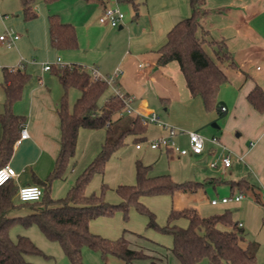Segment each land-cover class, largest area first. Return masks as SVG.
I'll return each mask as SVG.
<instances>
[{"label": "crops", "instance_id": "obj_1", "mask_svg": "<svg viewBox=\"0 0 264 264\" xmlns=\"http://www.w3.org/2000/svg\"><path fill=\"white\" fill-rule=\"evenodd\" d=\"M13 1L15 5L12 7L9 5L10 0H2L0 3V11L3 7L6 11L3 12V16L7 18L4 33L7 29H13L18 32L20 38L10 47L14 59L12 61L10 57L0 59V67L20 68L31 74L22 98L14 105L15 113L25 117L23 128L29 132L27 139L21 143L16 141L8 162L19 173L14 180L18 189L25 185H39V180H45L53 171L61 149L62 133L58 107L64 89L52 71L45 69L48 63L59 65V58L60 65L77 64L88 71L96 68L102 76L114 75L120 70L117 85L127 95L133 97V106L138 113L156 111L160 117L161 112L168 121L176 120V125L180 128L186 124L176 117L199 115V123L194 127L200 126L201 129H206L209 121L215 118L213 112L216 116L224 117L223 124L221 123L223 129L217 133L210 131V134L223 141L225 150L208 142L205 152L201 155L176 153L180 157L200 156L197 163L207 161L209 158L213 161L218 160L221 155L230 153L233 159L232 166L226 169H211L214 171L209 170L210 173L205 179L206 184L229 185L232 191L230 197L237 195V191H244L233 184L243 179L256 185L259 190L261 187L257 184L264 187V111L258 110L248 98L256 87H260L264 92V0H206L205 7L209 14L202 20L205 35L200 34L205 40L204 47L214 56V50L208 41H222L234 62L217 60L227 74L228 80L219 91L218 107L213 111L205 109L201 97L191 94L178 62L172 61L166 65L158 63V51L167 42L168 32L177 22L191 15L190 0H55L51 3L46 0H32L30 6L37 12V16L29 20L25 17L23 1ZM107 7H118L126 14L118 28L100 22V17ZM54 14L58 15L62 22L76 27L78 49L58 50L52 46L50 16ZM0 45L6 46L3 41H0ZM2 80L4 82L3 70ZM3 82L0 86L5 101ZM110 89L109 97L112 95ZM4 101L0 105V113ZM157 127L160 131L154 138L167 134L165 127L159 125ZM237 130L239 132L235 137L234 132ZM191 131L202 134L199 129ZM145 136L148 139V128ZM185 136L187 137L186 134ZM105 137V129H80L76 153L69 165L77 157L81 159L82 167L85 169L100 152ZM128 138L134 140V136ZM153 150H160L168 155L174 153L166 149ZM209 164L210 162L207 166L211 168ZM80 173L77 172L70 179L68 191ZM249 173L255 177L252 178ZM65 176L66 174L62 179L53 182L51 188L53 198L67 195L68 191L61 196V191L67 188L57 185V181L63 180ZM247 176L257 184L249 181ZM197 195L198 193H178L172 196L174 197L172 207L177 210L188 208L191 200L189 196L196 198ZM183 198L185 202L182 201ZM241 200L219 204H239ZM15 202L20 203L17 194ZM197 210L201 214L200 210ZM25 212L26 210L14 214ZM183 220L185 219H180L177 223L186 227ZM241 227L244 228V224ZM90 230L97 232L93 229L92 221ZM131 233L135 235V239H128L132 248L143 249L148 255L158 258L161 264H165L168 255L163 244L144 234L140 236L138 233ZM248 242L243 241L242 245L246 247ZM168 252H171L176 264H179L171 248H168ZM110 257L114 256H107L105 262H109ZM149 262L150 259H144L137 260L134 264Z\"/></svg>", "mask_w": 264, "mask_h": 264}, {"label": "trees", "instance_id": "obj_2", "mask_svg": "<svg viewBox=\"0 0 264 264\" xmlns=\"http://www.w3.org/2000/svg\"><path fill=\"white\" fill-rule=\"evenodd\" d=\"M22 1L26 19L35 18L37 12L30 6L32 0ZM53 1L55 0H46L48 3ZM205 4L206 0H190L191 15L177 22L168 32L167 42L158 51V63L166 65L172 61L178 62L191 94L201 97L205 109L213 111L218 107L219 91L228 80L217 60L234 62L222 41H208L214 50V56L205 49V40L200 36L205 35L202 20L209 14ZM50 35L55 49L75 50L79 47L76 27L62 22L56 14L50 16ZM218 45L220 49L215 47ZM2 70L5 101L0 113V168L12 157L15 143L23 129L25 117L15 113L14 105L22 98L23 90L31 79V74L20 68L4 67ZM51 71L64 89L58 107L62 133L61 149L53 171L45 180L38 182L44 189L41 200L16 203L18 188L14 181L0 187V264H34L25 256L40 252L28 236L19 235L17 241L13 240L11 229L18 223L27 227L37 224L49 239L60 242L73 264H84L83 248L86 246L100 251L104 259L114 256L126 264L150 259L148 264H161L158 258L148 255L143 249L132 248L124 235L111 240L90 230L93 219L112 216L117 209H122L127 214L131 204L148 216V228L173 237L171 251L179 264H199L205 258L211 264H258L259 244L249 241L246 247L242 245L246 241L245 230L233 219L229 209L206 217L195 208L177 210L172 207L168 222L160 225L155 214L140 201L143 196L197 193L204 189L206 181L176 182L170 174L151 176V165H145L138 160L136 184L119 185L116 188L121 202L112 204L105 199V192L110 188L105 183L100 193L87 194L86 188L94 175L104 174L107 162L116 151L127 144L128 136H134V142L147 140L145 133L148 126L142 123L139 116L125 114L115 117L122 111L123 101L111 95L101 104V97L110 87L104 80L93 78L83 66L54 64ZM71 88L81 92L72 108L68 100ZM248 98L258 110L264 111V92L260 87H256ZM82 128L105 129L106 137L102 148L79 174L67 195L53 198L52 184L64 177L71 159L75 156L79 131ZM233 184L241 189L244 185V191H252L256 201H260L259 188L256 185L245 179ZM24 210V214H14ZM180 219H186L188 225H179L177 222Z\"/></svg>", "mask_w": 264, "mask_h": 264}, {"label": "rangeland", "instance_id": "obj_3", "mask_svg": "<svg viewBox=\"0 0 264 264\" xmlns=\"http://www.w3.org/2000/svg\"><path fill=\"white\" fill-rule=\"evenodd\" d=\"M0 3H2V0H0ZM9 5L12 7L15 5V1L10 0ZM3 12L6 11L2 7L0 11V33H4L6 29L5 27L7 18L3 16ZM6 46L0 45V59L4 60V57H10V60L12 61L14 56H11L12 51L10 50V47L8 48ZM215 47L220 49V45ZM220 53L222 52L220 51ZM2 82V67H0V85ZM59 87L61 90V85ZM80 95L81 92L78 89H70L68 100L71 108ZM108 95L109 90L106 91L101 97V104L107 100L109 97ZM3 101L4 94L0 86V105ZM159 114L162 120L168 122L170 125H175L178 127L176 125V120L168 121V119L165 118L161 112H159ZM117 115H115V117H117ZM212 115H214L215 118L212 119V121H209L206 129H201L200 126L199 128L194 127L199 123V115L178 116L176 119L179 118L185 122L186 126L181 127L182 130H201L202 135L205 137V145H207V143L210 142V139H212V134H210V131L217 133L221 131V128L223 129V125H221V123L223 124L224 117L216 116L215 112H213ZM217 126H219V128ZM159 131L160 129L156 124L149 123V137L146 141L134 142L132 138H128L127 144L116 151L107 162L104 174L94 175L86 188V192L90 194L93 192L100 193L103 183H105L110 187L105 192V199L109 203L118 204L121 202V197L116 191V188L119 185L136 184V164L138 160H141L146 165H151V176L170 174L173 180L176 182L205 181L206 176L208 173H210L209 170L213 169L207 166V163L211 162L210 160H212V158L207 159V161L197 163L196 161L200 159V156L180 157L176 152L168 155L167 153L160 150L151 149L149 147V142L154 139L155 134ZM238 132V130L234 132L235 137H237ZM187 139L188 138L185 136V134H179L177 137L179 145L183 148L189 147ZM221 142L223 141L221 140ZM138 143H141V149H137L136 145ZM215 160L216 159H214V161ZM82 168V161L77 157L74 162L68 165L65 178L63 180L57 181V185L60 187L62 185V187L65 186L67 188L65 191H61V196H64L67 193L70 179H72L73 175L77 172H82L84 169ZM249 175L252 178L255 177L252 173H249ZM247 179L257 184V182L252 181V179L248 176ZM257 185L261 187V190H258L260 193V201H256L255 195L252 191L236 192L235 190L237 194L242 193L244 195L239 204L230 203L228 205L219 204L217 206H213L211 205L210 201L213 199L220 200L223 197H230L232 194L231 188L229 185L222 183L215 185L216 187L213 184H205L204 189L197 192L198 195L196 198H191L192 196H189L191 200L189 202L190 206H188V208L199 209L202 216L206 217L222 213L225 209H229L232 212L234 220L244 224L246 240L255 241L259 244L257 256L258 264H264V187L259 184ZM242 189H245L244 185H242ZM140 201L155 214L156 220L160 225H165L168 222V216L174 204V197L171 195L143 196L141 197ZM182 201L185 202V198H183ZM148 221V216L144 213H141L134 204H131L127 214H125L122 209H117L115 214L112 216H102L92 220L93 229L97 231L96 233H93L99 234L102 237L111 240L118 239L123 235L129 240H133L135 239V235H133L131 232L144 234L146 237H149L164 245L165 253L168 255L165 264H176L174 256L171 254V252H168V248L173 246V237L168 234H162L155 229L148 228ZM183 222L186 224V226L188 225L186 219L183 220ZM19 235L28 236L40 249L39 253L27 254L25 257L28 261L34 264H73L65 253L60 242L49 239L41 231L37 224H33L28 227L19 223L15 224L11 229V237L14 241H17ZM83 261L84 264H126L123 260L117 257H110V261L105 262L100 251L94 250L87 246L83 248ZM199 264H211V262L208 258H205Z\"/></svg>", "mask_w": 264, "mask_h": 264}, {"label": "built area", "instance_id": "obj_4", "mask_svg": "<svg viewBox=\"0 0 264 264\" xmlns=\"http://www.w3.org/2000/svg\"><path fill=\"white\" fill-rule=\"evenodd\" d=\"M125 19V13L119 9L118 7H107L100 17V22L105 25H109L111 27H117L123 23ZM20 38V35L13 29H7V31L0 35V41H3L8 47H12V45ZM59 65L61 64L60 58L58 59ZM54 64H46L45 69L51 70V67ZM93 78L102 79L109 87L112 89V96H116L121 99L124 103V107L122 111L119 113L121 116L125 114L137 115L141 118V121L144 125L149 123L156 124L167 129V134L164 136H160L152 139L149 142V147L151 149H166L172 150L174 152H179L181 155L193 154V155H201L206 150L205 145V137L197 132V131H185L181 128H178L174 125H170L159 117L156 111H151L147 114L138 113L133 106V97L127 95L122 89L117 85V77L121 73L118 70L114 75L102 76L98 69L93 68L89 71ZM225 111V107L223 108ZM186 134L188 137V148H183L179 145L177 137L178 135ZM29 137V132L27 129L23 128L20 134L17 143H21L22 140L27 139ZM210 142L216 146L222 147L224 150L226 149L225 145L221 142V140L214 136L210 139ZM137 148L141 149V143L137 144ZM233 159L230 153H226L221 155L218 160L210 162V167L213 169L219 168H229L232 166ZM19 176L17 170L9 163L2 166L0 168V187L8 183L9 181H14ZM44 189L40 185L31 184L25 185L18 189L17 198L20 202H36L43 198ZM244 197L243 194H237L232 197H223L222 199H213L211 200L212 205H218L219 203H229L233 200L240 201ZM242 226V223H240Z\"/></svg>", "mask_w": 264, "mask_h": 264}]
</instances>
